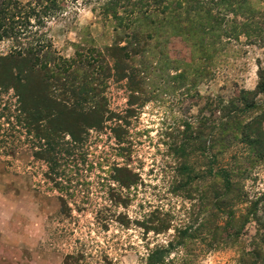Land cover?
<instances>
[{
    "label": "trees",
    "instance_id": "16d2710c",
    "mask_svg": "<svg viewBox=\"0 0 264 264\" xmlns=\"http://www.w3.org/2000/svg\"><path fill=\"white\" fill-rule=\"evenodd\" d=\"M95 1L101 3L107 21L105 33L111 41L78 45L71 58L59 55L41 31L49 17L64 9L66 0H29L24 4L8 0L0 6V40L12 41L8 53L0 54V94L15 91L17 120L33 136L34 157L48 163L47 176L52 180L63 174L61 167L67 157L86 144L91 131L111 130L119 145L126 142L131 146L127 127L145 104L162 93L180 90L190 94L192 86L216 75L226 49L224 38L238 40L244 35L251 39L261 37L264 31L254 22L261 10L252 0ZM32 18L39 27L34 32ZM112 82L122 83L126 89L124 113L110 108L107 91ZM263 95L264 69H260L257 87L241 90L239 101L206 100L215 114L212 136L207 135V118L202 115L196 129L187 124L179 130L180 140L171 145L176 155L174 192L194 200L193 184L205 181L198 188L202 203L198 214L211 219L199 228L191 219L175 225L170 213L158 207L134 220L126 212H115L112 217L100 218L102 227L107 229L111 220L124 227L135 223L144 235L174 227V237L167 244H147L144 264H193V256H183L184 252L180 261L170 256L194 240L212 237L220 241L216 235L221 232L239 241L245 226L254 222L256 233L238 264H264V192L251 196L245 188L250 168L264 157V103L257 100ZM236 142L243 144L244 152L225 160ZM121 148L131 151L130 147ZM197 155L207 160L205 168L194 161ZM110 177L127 191L140 181L138 172L118 164L112 167ZM108 192L113 205L128 207L129 195L112 185ZM209 209L215 214H208ZM106 251H88L85 244H78L63 264H113Z\"/></svg>",
    "mask_w": 264,
    "mask_h": 264
},
{
    "label": "rangeland",
    "instance_id": "374dc122",
    "mask_svg": "<svg viewBox=\"0 0 264 264\" xmlns=\"http://www.w3.org/2000/svg\"><path fill=\"white\" fill-rule=\"evenodd\" d=\"M7 1L0 0V6ZM17 1L24 4L29 0ZM252 2L261 10L254 22L258 21L264 29V0ZM100 6L101 3L95 0H66L64 9L49 17L42 28L41 31L46 32L44 40L50 42L59 55L67 58L75 55L78 45L109 43L110 37L105 33L107 21ZM31 21L34 32L39 27L34 24V18ZM224 40L223 61L216 67V75L211 80L192 86L190 94L185 95L180 90L162 93L145 104L127 127L126 139L131 146L126 142L119 145L111 130L91 131L86 144L75 150L70 159L67 157L68 162L61 167L63 174L57 180L47 176L48 163L34 157V138L17 120L19 104L15 91L10 89L1 93L0 264H63L65 256L78 244H85L87 250L93 252L97 248L106 249L113 264H144L147 244L151 247L156 243L167 244L173 239L175 228L144 235L135 223L124 227L111 220L106 229L101 224L104 216L126 212L132 220L142 219L151 209L159 207L170 213L175 225L191 219L199 228V224L211 219L198 214L202 206L198 188L205 181L201 179L193 184L194 200L185 193L179 195L174 192L176 155L171 145L180 140L179 130L186 129L187 124L196 129L202 115L207 118V135L212 136L211 131L215 129L211 130V127L216 121L212 106L206 105L208 98L213 102L219 98L225 102H237L241 90L257 87L259 71L264 69V31L261 37L250 39L242 35L238 40ZM11 44L10 39H1L0 54L8 53ZM107 97L112 110L124 113L128 95L122 83L112 82ZM257 100L264 103V95ZM241 119L244 120L243 117ZM120 147H130L131 151H123ZM242 152L243 144L236 142L224 159ZM197 156L194 161L198 167L205 168L207 160ZM115 164L138 172L139 184L130 191L121 189L110 177ZM250 171L245 181L246 190L251 196L263 193L264 157ZM109 185L129 195L128 207L112 204ZM208 214L215 212L209 209ZM257 227L254 222L248 223L239 241H233L225 232L216 235L217 239L222 238L220 241L212 237L194 240L186 250H174L170 258H179L180 261L184 252L183 256H193V264H238L243 252L249 249L251 236L255 235Z\"/></svg>",
    "mask_w": 264,
    "mask_h": 264
}]
</instances>
